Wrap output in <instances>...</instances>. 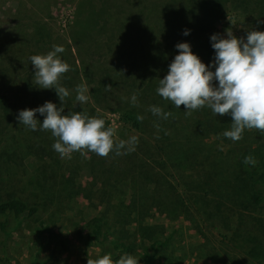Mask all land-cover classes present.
<instances>
[{"label":"trees","instance_id":"1","mask_svg":"<svg viewBox=\"0 0 264 264\" xmlns=\"http://www.w3.org/2000/svg\"><path fill=\"white\" fill-rule=\"evenodd\" d=\"M209 1L68 0L67 11L56 16L52 0H0V233L4 242L11 235L18 242L21 230L27 229L31 241L25 251L33 247L38 252L41 246L52 245L63 253L68 241L61 228L62 221H67L77 228L79 223L73 241L85 256L96 259L111 254L116 261L127 253L138 264H149L160 259L161 248L167 244L162 237L164 225H146L151 213L187 223L200 235L215 230L219 239L225 237L221 233L237 236L238 226L264 229V218L252 216L264 206V133L245 130L243 138L233 142L222 135L230 130L231 117L216 116L205 107L191 115L199 126L195 136L176 126L180 118L187 119L184 106L177 109L156 92L159 79L179 54L178 43H189L205 65L213 62L210 37L217 32L205 10ZM226 2L243 14L246 4L253 3H210L216 8ZM229 4L222 10L228 11ZM253 11L261 18L258 27L264 29V9ZM128 21L138 30L131 32L129 27L122 40L128 29L122 38L119 32ZM141 27L168 41L157 42L148 34L152 43H138ZM186 29L188 36L183 35ZM53 45L65 49L58 55L71 68L60 80L70 92L64 114L86 113L104 119L108 127V115L117 113L119 130L127 125L138 134L135 150L127 154L100 157L85 151L88 180L83 185L75 181L79 173L73 160L61 159L53 149L55 138L49 131H32L17 120L20 111L45 102L60 107L54 89H40L34 83L29 59L47 54ZM115 49H124L119 59L112 55ZM81 83L89 88L90 98L84 104L75 99V88ZM107 85L111 91L105 90ZM134 94L136 106L131 101ZM153 105L173 115L167 120L154 116L149 110ZM36 119L42 123L44 117L37 113ZM122 136L116 131V139ZM211 137L213 142H206ZM214 138L227 144L226 154L214 147ZM247 155L256 158L255 167L243 163ZM25 162L40 163L42 170L23 183L7 170L11 164L18 168ZM69 199L73 201L67 205ZM79 202L84 209L96 211L93 219L84 221L75 207ZM243 242L251 245L253 256L264 260L256 236Z\"/></svg>","mask_w":264,"mask_h":264},{"label":"clouds","instance_id":"2","mask_svg":"<svg viewBox=\"0 0 264 264\" xmlns=\"http://www.w3.org/2000/svg\"><path fill=\"white\" fill-rule=\"evenodd\" d=\"M183 35H190V30H184ZM210 41L215 52L210 65H205L193 54L189 43H178L175 47L179 54L170 63L164 78L159 79L157 94L177 109L183 105L186 116L205 107L216 116H230V130L222 135L233 142L240 141L245 130L255 129L264 133V32L248 31L245 39L237 38L227 30L226 37L213 34ZM64 51L62 46L53 45V50L47 54L29 58L35 70L34 83L40 89H54L60 107L49 101L38 108L22 110L17 116L19 124L32 131H49L55 138L52 147L61 159L70 158L74 152L83 154L87 151L108 157L110 153L122 155L134 151L138 139L133 136L127 141L117 140L116 129L106 127L104 119L81 112L64 114L63 104L70 92L61 86L60 80L71 70L70 65L58 55ZM214 82H218V86ZM111 89V85L105 86V90ZM75 92L76 101L81 104L88 102L86 83L77 85ZM131 101L133 106L137 105L135 94ZM149 110L164 120L173 115L155 105ZM37 113L44 117L42 123L36 119ZM137 119L143 121L144 117L138 115ZM243 163L255 167L257 160L247 155ZM138 261L127 253L116 261L111 254H105L96 259L88 258L87 264H138Z\"/></svg>","mask_w":264,"mask_h":264},{"label":"rangeland","instance_id":"3","mask_svg":"<svg viewBox=\"0 0 264 264\" xmlns=\"http://www.w3.org/2000/svg\"><path fill=\"white\" fill-rule=\"evenodd\" d=\"M52 1L53 3L51 5V9L53 15L59 16L62 11H67L66 9L68 6L66 1L68 0ZM252 1L253 3L246 4V11L245 14H243L237 12L238 10H233L234 8H232L228 2L224 3L227 5L229 4L228 11L222 10L224 5L223 3L214 8L210 3V0L206 5L205 10L208 13L207 17L209 20L212 19L214 22V29H216L217 34L224 35L226 37V31L228 30L232 31L233 35L237 38L243 37L246 39L248 31L256 30L264 32L263 27H258L261 23L260 22L258 24V20L261 18H257L255 14L256 12L253 11H258L262 8L264 9V0ZM235 9L237 8L235 7ZM126 20L127 18L124 22H126ZM131 22L132 21H128V25L124 24L119 32V36L122 38L126 29H128L122 40L127 38L126 36H128L129 27L131 32L138 30V27L135 24H131L133 27L129 25ZM110 27L112 30H115L114 24H110ZM148 34L155 38L153 31H150L148 28L141 27L139 33H137V38L140 40L138 43L144 45L149 44L148 41L152 43L154 40ZM159 37L160 35L157 34L155 40ZM116 39H118L117 36ZM165 40L168 41V39H158L156 41L163 43ZM117 43H119V41ZM122 51L118 52L115 49L112 52L113 57L119 59ZM185 117L187 119L185 120L180 118L178 122H176V126L178 128L185 127L186 131H190L191 134L195 133V136L196 134H199V126L194 123V118L191 115ZM107 118L109 119V125L114 127L117 132L120 131V133L123 134L122 137H117L118 140H125L133 136H138L136 132L128 130L129 128L127 125L119 130L120 123L118 122L117 113L110 114ZM257 131L260 132L259 130ZM201 133L202 132H200V137L202 135ZM215 140L216 139L214 138V141ZM206 142H213V137L206 139ZM213 144L219 152L226 154L228 147L225 146L227 145L225 142L218 139V141ZM86 155L87 152H84L83 154L81 152H74L69 158L73 160L74 169H77L79 173L75 181L82 185L88 180ZM9 166L10 167H8L7 170L8 174L10 176L12 175L11 177L16 181L19 178L23 183L24 181L27 182L33 180V173L37 170H42V165L40 163L32 164L30 162H25L18 168L13 164ZM53 176L57 181L58 179L55 177L54 173ZM72 201V199H69L67 205L72 203ZM75 207L81 212V215H83L84 221L91 220L96 215L95 210L84 209L80 202L77 203ZM252 216L254 218H264V206L261 207L258 212L253 213ZM254 223H256V221H254ZM151 224H162L165 226L162 237L167 239V244L161 248L160 259H153L149 262V264H264V260H260V256L259 258L253 256L250 250L251 245L243 242V239H247L249 242L250 239H253V237L256 236L258 247L260 245L257 250H259V252L261 250L264 255V247H261L264 243V229L257 231L255 229H251L248 225L246 227L238 226L237 236L231 237L230 233H221V235L225 237L224 239H219L218 233L215 230L208 229L206 234L203 233L200 235L196 233L194 229L190 228L189 224L172 221L169 218L156 213H151L146 219V225ZM62 225L61 233L67 236L66 239L68 241L67 248L63 253H59L57 249L52 248V245H47L46 247L41 246L38 252H35V248L33 247H30L28 248V251H25V245L31 241V236L28 233L29 231H26L27 229L21 230V236L19 237L18 242L14 241L13 235L9 236L8 240H5L4 242L0 233V264H87L88 258L92 257V259H95V256L93 255L90 257L85 256L81 251H79L78 247L74 246L76 243L73 241V236H75L79 230V223L77 224L78 228L75 224L67 221H62ZM11 227L12 224L9 226L8 230L11 229ZM162 239L163 238H160V240Z\"/></svg>","mask_w":264,"mask_h":264}]
</instances>
